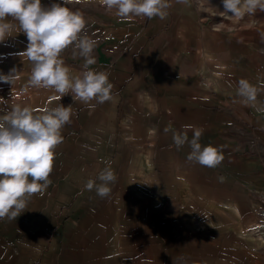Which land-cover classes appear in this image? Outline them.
<instances>
[{
	"label": "rangeland",
	"instance_id": "obj_1",
	"mask_svg": "<svg viewBox=\"0 0 264 264\" xmlns=\"http://www.w3.org/2000/svg\"><path fill=\"white\" fill-rule=\"evenodd\" d=\"M169 3L164 20L121 19L101 0L65 5L84 12L90 67L114 85L113 100L95 107L28 85L18 28L0 42V74L17 70L12 85L0 82V107L70 105L80 120L62 134L43 194L16 220L0 219V264H264V12L237 19L212 8L223 11L221 0ZM61 58L81 75L71 46ZM241 78L258 89L254 106L237 96ZM183 125L204 129L202 146H223L217 167L188 161L187 144L177 150L172 131ZM77 162L86 182L111 166L107 197L67 191Z\"/></svg>",
	"mask_w": 264,
	"mask_h": 264
},
{
	"label": "clouds",
	"instance_id": "obj_2",
	"mask_svg": "<svg viewBox=\"0 0 264 264\" xmlns=\"http://www.w3.org/2000/svg\"><path fill=\"white\" fill-rule=\"evenodd\" d=\"M52 2L45 6L41 0H0V42L14 30L23 32L27 47L22 55L31 62L28 85L34 88L52 90L60 99L71 94L73 101L95 107L113 100L114 85L109 81V73L96 71L90 66L96 63L93 55L96 41L85 31L84 12ZM188 3V0H176ZM106 10H115L121 19L142 17L164 20L171 7L169 0H101ZM223 11L212 7L220 15L243 18L254 15L257 10L264 12V0H221ZM230 14V15H229ZM264 41V32L260 33ZM69 46L73 54L84 59L82 73L70 76V69L61 58V53ZM264 53V49H261ZM17 70L0 74V82L13 84ZM258 89L247 79L237 82V96L245 105L257 103ZM95 100L96 104L90 102ZM264 111V108L258 109ZM0 219L16 220L27 208L31 197L43 194L51 184L55 149L63 142L62 128L71 122V107L60 104L54 108H44L39 114L30 107L19 104L11 108L0 107ZM171 129L166 127L167 133ZM189 131L192 137L189 139ZM204 129L183 125L181 130L172 131V140L179 150L187 144L190 152L188 161L208 168L217 167L224 159L223 146H202L199 142ZM117 177L110 165H106L96 177L89 179L85 188L95 189L96 194L107 197ZM99 181V183H97Z\"/></svg>",
	"mask_w": 264,
	"mask_h": 264
},
{
	"label": "crops",
	"instance_id": "obj_3",
	"mask_svg": "<svg viewBox=\"0 0 264 264\" xmlns=\"http://www.w3.org/2000/svg\"><path fill=\"white\" fill-rule=\"evenodd\" d=\"M179 109L181 110L182 108H179ZM184 112L185 111L181 110V117H183ZM72 117H73V119H71ZM75 117H77V119ZM71 118H70L71 122L62 128L61 134L67 135L69 132L75 131L79 128L78 124L80 123L79 122L80 120H78V116L71 115ZM60 158L62 159V156H60ZM61 159H60V162L62 164ZM73 165H76L75 168H77V169H81V167H82V172L77 171L76 173L69 174L67 181L64 182L66 184L65 186H66L67 191L69 193H72V194L79 191L80 188L83 187L85 185V182H86V172L83 171L84 164L81 167H80V164L78 162H77V164L73 163ZM61 166H63V165H61Z\"/></svg>",
	"mask_w": 264,
	"mask_h": 264
},
{
	"label": "bare ground",
	"instance_id": "obj_4",
	"mask_svg": "<svg viewBox=\"0 0 264 264\" xmlns=\"http://www.w3.org/2000/svg\"><path fill=\"white\" fill-rule=\"evenodd\" d=\"M260 225H256V227H259ZM262 228H264V225L261 226ZM262 232H264V230H262Z\"/></svg>",
	"mask_w": 264,
	"mask_h": 264
}]
</instances>
